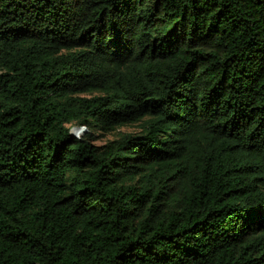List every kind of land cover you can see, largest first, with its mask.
Returning a JSON list of instances; mask_svg holds the SVG:
<instances>
[{"label": "trees", "instance_id": "1", "mask_svg": "<svg viewBox=\"0 0 264 264\" xmlns=\"http://www.w3.org/2000/svg\"><path fill=\"white\" fill-rule=\"evenodd\" d=\"M0 264H264V0H0Z\"/></svg>", "mask_w": 264, "mask_h": 264}, {"label": "rangeland", "instance_id": "2", "mask_svg": "<svg viewBox=\"0 0 264 264\" xmlns=\"http://www.w3.org/2000/svg\"><path fill=\"white\" fill-rule=\"evenodd\" d=\"M133 130H134V128H132V127L122 126L121 128H119L115 132H110V133H107L105 135H101L100 133H94V138H95L94 143L97 145H101L106 140L115 138L117 132H129V131H133Z\"/></svg>", "mask_w": 264, "mask_h": 264}]
</instances>
